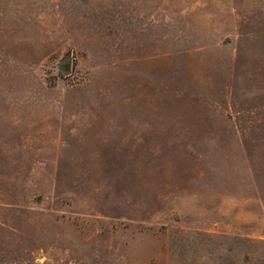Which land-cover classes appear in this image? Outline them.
<instances>
[{
	"label": "rangeland",
	"instance_id": "obj_1",
	"mask_svg": "<svg viewBox=\"0 0 264 264\" xmlns=\"http://www.w3.org/2000/svg\"><path fill=\"white\" fill-rule=\"evenodd\" d=\"M0 264H264V0H0Z\"/></svg>",
	"mask_w": 264,
	"mask_h": 264
}]
</instances>
